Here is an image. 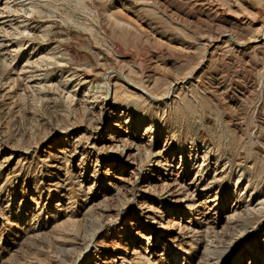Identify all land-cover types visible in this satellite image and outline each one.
<instances>
[{
  "label": "rangeland",
  "instance_id": "1",
  "mask_svg": "<svg viewBox=\"0 0 264 264\" xmlns=\"http://www.w3.org/2000/svg\"><path fill=\"white\" fill-rule=\"evenodd\" d=\"M200 1L210 5L218 19L240 22L222 5L230 2L234 11L255 14V24L264 25V5L253 0H243L242 6L233 0ZM110 2L102 0L113 12ZM97 11L90 0H0V264H264V196L233 193L242 191L243 180L237 177L243 173L245 181L264 193V145L254 142L260 129L253 121L262 87L256 83V98L245 109L233 89L218 86L225 98L222 106L237 108L234 115L247 135L240 138L238 130L228 127L237 121L228 122L229 112L187 78L207 56L206 33L190 24L171 26L156 13L139 16L135 10L130 16H137L156 40L146 33L124 35L112 31ZM161 36L191 47L168 49L158 43ZM107 70L125 71L155 93H165L168 85L183 80L185 99L165 109L147 94L146 103H116L102 115L99 103L80 97L89 87L85 78ZM118 118L129 135L150 138L148 142L157 145L155 152L174 134L175 157L182 147L188 151L195 146L201 154L218 150L220 162L227 167L231 162L236 169L211 186L215 198L178 196L174 184L169 188L164 180L182 182L189 173L188 184L196 171L191 172L190 164L183 174L179 167L170 173L157 165L151 173L141 150L149 144L144 141L139 148L138 139L105 149L110 125ZM97 126L102 127L101 136L86 133V128ZM124 146H133V152L139 148L134 165L122 164ZM130 170L135 171L131 177ZM124 176L128 179L122 181ZM210 197L213 210H201L200 202ZM237 204H252L260 216L246 219L242 213L235 224L226 220L228 209ZM203 212L207 225L197 222Z\"/></svg>",
  "mask_w": 264,
  "mask_h": 264
},
{
  "label": "bare ground",
  "instance_id": "2",
  "mask_svg": "<svg viewBox=\"0 0 264 264\" xmlns=\"http://www.w3.org/2000/svg\"><path fill=\"white\" fill-rule=\"evenodd\" d=\"M80 1L84 2V1H88V0H80ZM90 1H92L94 7L97 8L98 17L105 24H107L108 27L112 28V31L118 32V33H121L124 35L133 34V35H136V37H137V35H141L143 33H146V34L150 35L152 40H156L155 36H153L152 31H148V30L146 31L145 27H143V24L141 23L140 19H138L137 16H130V12H133L135 10H136L137 15H139V16L141 14H143V15L148 14V15H154L155 16V13H156V15H160V17L165 19L171 26H176V25L181 24V23L190 24V26H192L193 28L199 29V31H201V34L206 33L208 35V36L205 35L207 37L206 40L208 41V43L203 44V46H204V50H205V55L207 54V56H203L202 59L200 58L201 61L199 59V62L197 63V65L192 67L191 73L188 75L187 78L194 80V82H195L194 88H196L198 91L204 93L205 96H207L212 102L217 103V104H221L222 100L225 99L224 96L220 95V93H219L220 87H218V86L221 85L223 87V89H225V88H229L230 90L233 89L232 91H233L235 97H237V99L240 101V103H238V104L244 105V107L247 104L253 103L254 97L256 95L255 90L257 88V85L259 84L258 88L262 87V90H261L262 93L261 94L263 95L262 96L263 99H262V101L260 100L261 101L260 105H257L256 109L254 110L255 113L257 111V115H255V113H254V115L252 114L254 123L260 129L258 136L257 137L254 136L255 137L254 142L261 144V145H264V40H260V35L264 34V25L257 26L255 24L256 19L258 17L257 15L253 14L250 16H246V15L242 14L241 12H239V10L234 11L233 8L231 7L230 2H227V3L222 4V5H224L227 8V12L229 11L230 14H233L234 16L238 17L240 22H236V21H234V19L233 20H223V18L218 19L216 17L217 14L215 15L214 13H212L213 10L211 12L210 5H203V3L200 0H111L110 5H108V6H112L113 12L107 11V6H104L102 4V0H90ZM219 1L225 2L226 0H219ZM233 1H235L238 5L239 4L241 6L243 5V3H242L243 0H233ZM253 1L257 2L260 5H264V0H253ZM105 2H106V0H105ZM224 6H222V7L224 8ZM205 7H207V8L205 9ZM29 9L33 10V7L30 6ZM91 31H93V30H91ZM25 39H27V38H25ZM157 41H158V43H160L161 46L166 47V48L171 49V50L172 49L186 50V49H190V47H191L190 43L187 44L185 41L181 42L180 39H178L175 43L172 40L171 41L167 40V38L165 36H161L160 40H157ZM174 45L175 46L177 45V48ZM239 64H242V67H240ZM100 73L101 74L96 75L94 77H90V76L88 77L87 76L85 78L87 80L86 83L89 85V87L87 86V88L83 89L80 99H82L83 101L85 100L87 102L88 101L87 98H89V99L91 98L92 99L91 102H93V100H94L95 103H99L98 109H99V113H101V114H102V112L103 113L108 112L109 110L113 109V105L116 103H118V104L132 103L135 106L140 105L142 103H146L147 97H145V95H147V94L150 95L153 100H160L163 103V106L165 109L166 108L168 109L170 106H178L179 103H182V101H184V99H185L186 93L184 92L185 88L182 86L183 80L180 81V79H179V81L168 85L165 93L161 92V91L159 93H155V92H151L147 87H144L142 84L136 83L130 77V74L126 73L125 71L112 70V71H108L106 73L105 72H103V73L100 72ZM113 81H115L116 83L114 85L113 84L111 85V83ZM257 82H258V84H256ZM80 85H82V84H80ZM215 85H216V87H214ZM212 87H214V88H212ZM258 88H257V90H258ZM257 94H258V92H257ZM220 97H221V99H220ZM81 106H82V104H81ZM220 106L223 108V110H227L229 112V116H227L228 122H230L231 120H236L237 121L236 123H238L235 125H229L228 127L233 132L235 131V133L238 130L239 132L237 131V134L239 133L238 134L239 137L245 138V136H247L244 133L245 129L242 131V129L240 127V125H242V124H240V122L238 121L239 119L236 118L234 115L236 113L235 111L237 110V108H236V110H234L235 106L233 105L234 106L233 111L232 110L229 111L227 106H225V105L222 106V104ZM249 106H251V105H249ZM244 107H243V109H244ZM252 107H253V105H252ZM246 108H247V106L245 107V109ZM249 109L250 108H248V110ZM91 115H93V114H91ZM98 115L100 117V114H98ZM118 116L120 117L119 114H118ZM83 117L84 116H82V119H83ZM92 118H94V117H92ZM82 124H81V126H82ZM86 124H87V122H86ZM86 124H85V127H86ZM89 124H91V123L89 122ZM87 126H90V125L87 124ZM110 126H111L110 130H109V133L111 134V135L109 134L110 135V137H109L110 142L108 141L109 143L105 144V149L106 148H109V149L111 148L114 150L119 149L121 147V145H123L124 143H126V144L128 142L132 143L134 141H137V139H138V141H141V142H139L140 144L134 143L133 145H135V144L141 145V146H139V148L140 147L143 148L144 145L142 146V143L144 141L148 142L150 139V138L149 139L146 138V140H145V135H144V138L143 137L137 138L136 136H133L134 134L132 136L129 135L127 130L125 131L123 129L121 118H118L117 121L112 122V124ZM101 128L102 127H98V126H97V128H93V127L89 128L88 127V128H86L85 131L87 134H89L91 136L92 135L97 136V135L101 134V130H102ZM147 131H148V129H147ZM148 133H150V132H148ZM253 135H251V136H253ZM174 141H175V136H174V134H171L170 137L169 138L167 137L166 140L163 142V144L159 147L160 150L158 152H155V148H157V145L156 144L153 145V144H151V142H148V144H149V145H147L148 149L146 147L141 149L142 152L145 150L144 151L145 152L144 155L146 156L145 159L150 162L151 173H154L157 165L158 166L162 165L166 169H169L170 173H173L175 171V169H177L179 167L180 170L182 171V174H183V173H186L187 171H189V170H187L188 168L186 167V164H190L192 166L191 172L192 171H196V172L193 175V177H191L190 180H188L189 181V182H187L188 184H186L185 179L189 176V173H186L185 176L183 175L182 182H179V180H177V181L174 180V181L170 182L171 180L169 181L170 178L168 177L164 180L165 185L170 188V186H171L170 184H174V187L172 189H176V190H173V192H175V193L177 192L178 196H195V194H197V193H198V196H206V195H210L213 197L216 196V194L215 195L212 194L211 186L215 183L222 181V179L226 175L228 176L229 173L234 172V169H236L235 168L236 165L234 166L230 162L229 166L227 167L228 163L227 164L221 163L220 159H219L221 154L218 152V150L216 152L213 150L212 151L206 150L204 152L202 151L203 153L201 154V152L195 146L194 147L191 146L190 150H188V151L185 150L183 147L180 148L178 150L180 152L179 157H175V151L176 150L173 147ZM131 143L130 144L128 143V144L132 145ZM126 144H124V145L127 146ZM98 146H96V147H98ZM132 147L131 146L128 148L125 147L124 150H121L122 153L120 152L121 156H119V157H120V160L123 161L122 164H126V165L130 164V166H131V165H134V162L137 161L135 159L138 158L139 154L136 156V152L138 153V151H140V150H139V148H136L137 147L136 146L135 147L136 149L133 152ZM261 147L263 148V146H261ZM93 149H94V147H93ZM109 149L107 151H111ZM25 150L27 152V150H29V149H25ZM97 151H98V148H97ZM117 151H119V150H117ZM213 152H215V154H213V157H212L213 162H212L210 156ZM10 156L12 157V155H9V157ZM140 157H142V155ZM139 159H138V162H139ZM223 162H225V160ZM221 164H224V165H221ZM238 166H240V165H237V167ZM132 170H133V168H132ZM132 170H130V172L128 174L130 177H131V174H133L135 172ZM119 171H122V170L120 169ZM207 171L211 172V174L209 176L206 175ZM241 172H242V170H241ZM175 174H177V173H175ZM239 175L237 177V181L240 179L243 180L242 181V191H240V193H239V192H236V190H235V192H233V193L236 196H241V194H243L242 196H264V193H261V192L256 190L257 187L254 185V182L247 181V180L245 181V179L248 178L246 174L243 173L240 176ZM175 177L178 178L179 174ZM123 179L125 180L128 178H125V176H124V178H122V181H123ZM126 183H127V181H126ZM129 183H130V181H129ZM245 183H246V186L244 187L243 184H245ZM166 190H169V189H166ZM170 191H171V189H170ZM213 192H215V191H213ZM212 200H213V198L210 197L205 202H202V203L200 202L199 208H201V210L204 208H206V210L207 209L213 210V208H211L208 205L212 202ZM261 200H264V198ZM259 203H260V201H259ZM263 203H264V201L263 202L261 201L260 204L263 205ZM256 204L258 205V203H256ZM242 205H243V207L241 205L237 204L235 207L228 209L227 216H225L226 220H228L230 222H234L236 220L242 219V218H240L242 213H245V215L243 214L244 215L243 217H245L246 219L252 218V217L257 218L255 215L260 216L259 210H256V208H254V209L250 208L252 206V204H250V205L242 204ZM258 207H260V205ZM260 208H262V206ZM214 219H212V220H214ZM206 220H207L206 215L203 212L199 215L197 222L199 223V225H202V224H205ZM234 224H235V222H234ZM172 225L174 226V223ZM172 225H170V226H172ZM206 225H207V222H206ZM214 225H215V226H213L214 229L218 228V226L216 224H214ZM168 226H169V224L167 225V227ZM225 227H226V225H225ZM210 229H212V226ZM214 229H212V230H214ZM209 232H210V230H209ZM211 233L213 234V232H211ZM175 240H176V237L170 241H175ZM148 242H149V240H148ZM248 262H250V261L248 260Z\"/></svg>",
  "mask_w": 264,
  "mask_h": 264
}]
</instances>
